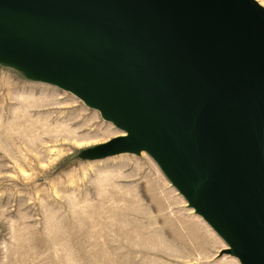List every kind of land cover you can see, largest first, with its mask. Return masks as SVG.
Returning a JSON list of instances; mask_svg holds the SVG:
<instances>
[{"label":"water","instance_id":"1","mask_svg":"<svg viewBox=\"0 0 264 264\" xmlns=\"http://www.w3.org/2000/svg\"><path fill=\"white\" fill-rule=\"evenodd\" d=\"M0 63L70 90L147 152L240 264H264V6L0 0Z\"/></svg>","mask_w":264,"mask_h":264},{"label":"rangeland","instance_id":"2","mask_svg":"<svg viewBox=\"0 0 264 264\" xmlns=\"http://www.w3.org/2000/svg\"><path fill=\"white\" fill-rule=\"evenodd\" d=\"M122 133L0 63V264H240L147 152L83 154Z\"/></svg>","mask_w":264,"mask_h":264},{"label":"bare ground","instance_id":"3","mask_svg":"<svg viewBox=\"0 0 264 264\" xmlns=\"http://www.w3.org/2000/svg\"><path fill=\"white\" fill-rule=\"evenodd\" d=\"M87 105V104H86ZM88 107H91V106H89V105H87ZM122 132V131H121ZM123 134V133H122ZM142 152V151H141ZM143 153V152H142Z\"/></svg>","mask_w":264,"mask_h":264}]
</instances>
